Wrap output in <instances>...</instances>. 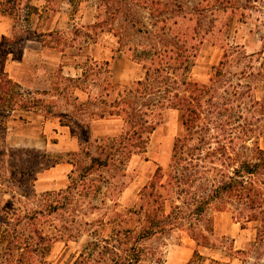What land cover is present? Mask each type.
Returning <instances> with one entry per match:
<instances>
[{
	"label": "trees",
	"instance_id": "obj_1",
	"mask_svg": "<svg viewBox=\"0 0 264 264\" xmlns=\"http://www.w3.org/2000/svg\"><path fill=\"white\" fill-rule=\"evenodd\" d=\"M24 3L1 1L0 13L19 19ZM66 33L56 29L35 36L45 46L63 52L68 46ZM28 38L15 33L0 37V171L13 167L9 178L0 173V264H50L48 255L53 244L78 238L84 230L94 234L95 241L81 253L77 264H172L147 241L185 232L198 247L214 245V225L207 213L212 207L231 209L243 228L256 223L254 240L235 249L231 239L229 250L246 264H264V148L258 142L264 129V49L253 53L239 46L226 49L213 65L209 82L180 76L196 57L187 38L183 46L179 43L157 50L151 45L144 48L142 58L134 54L133 59L143 65V76L129 86L110 81L100 92L104 105L97 115L121 119V131L95 138L97 153L88 150L89 164L73 171L66 189L43 192V201L35 208L17 199V193L27 199L37 197L34 178L29 180L28 169L17 168L9 161L12 152L5 146L9 123L17 112L53 111L45 97L48 91L26 90L2 65L9 55L22 59ZM92 63L110 65L108 60L87 59L82 63L83 76L66 79L84 80ZM113 92V98L107 100L105 96ZM73 100L80 105L91 103L80 102L78 96ZM167 109L182 113L184 131L175 139L168 166H158L140 190L139 203L115 211L112 221L101 222L112 223L110 233L101 239L94 233L96 220L76 216L69 221L66 217L55 225L49 216L75 213L78 208L74 203L86 196L85 192L89 196L100 189L96 182L111 184L134 155L147 152L151 135ZM59 117L62 125H69L75 132V120ZM104 169H115L116 173L107 178ZM8 191L11 202L4 198ZM131 216L135 217L133 226L128 225ZM204 260L196 248L192 258L181 264H205Z\"/></svg>",
	"mask_w": 264,
	"mask_h": 264
},
{
	"label": "rangeland",
	"instance_id": "obj_2",
	"mask_svg": "<svg viewBox=\"0 0 264 264\" xmlns=\"http://www.w3.org/2000/svg\"><path fill=\"white\" fill-rule=\"evenodd\" d=\"M1 1H8L10 5L19 1L25 3L19 19L0 13V37L14 33L29 35L22 59L9 55L2 65L26 90L48 91L45 97L53 110L49 114L19 111L6 132L5 146L12 152L9 161L17 168L25 167L30 171L28 179L34 178L37 193V197L30 199L17 193V199L35 208L41 205L43 192L66 189L73 171L89 164L88 150L97 153L95 138L121 131V119L97 115L100 106L104 105L100 101V92L110 81L118 80L129 86L143 76V65L133 59L134 54L142 58L144 48L150 49L151 45L157 50L179 43L183 46V39L187 38L194 46L190 48L196 57L180 76L209 82L213 65L219 62L226 49L239 46L248 53L264 49V0ZM56 29L67 31L64 36L68 46L63 52L45 46L35 36ZM87 59L108 60L110 65L92 63L93 71L89 69L87 78L77 82L67 80L66 77L83 76L82 63ZM114 95L113 92L105 97L110 100ZM75 96L80 102L89 100L91 103L80 105L73 100ZM59 115L77 122L75 132L69 125L61 124ZM183 131L182 113L167 109L151 135L145 154L134 155L124 170L117 172L118 177L111 184L96 182L100 183V189L90 192L89 196L85 192L87 195L74 203L78 211L65 215L54 213L49 218H54L55 225L66 217L69 221L76 216L96 220L94 233L100 239L107 236L112 223L101 222L108 223L113 220L115 211H125L139 203L140 190L158 166H168L175 139ZM258 142L264 148V129ZM12 168L7 166V170L0 173L9 178ZM102 173L109 178L116 170L104 169ZM111 190H115L113 195L106 197ZM10 192L4 195L8 202L12 201ZM16 206H19L18 202ZM207 213L214 225V245L198 247L185 232L156 236L147 244L157 248L172 264L185 263L192 258L196 248L205 264H246L229 247L231 239L235 249L248 246L256 237V223L250 222L243 228L231 209L212 207ZM127 219L128 225L135 224L134 216ZM93 241L95 235L85 230L78 238L56 241L48 260L50 264H77L81 253L87 251Z\"/></svg>",
	"mask_w": 264,
	"mask_h": 264
},
{
	"label": "crops",
	"instance_id": "obj_3",
	"mask_svg": "<svg viewBox=\"0 0 264 264\" xmlns=\"http://www.w3.org/2000/svg\"><path fill=\"white\" fill-rule=\"evenodd\" d=\"M8 35V34H7ZM41 42V41H40ZM42 43V42H41ZM43 44V43H42ZM79 74V73H78Z\"/></svg>",
	"mask_w": 264,
	"mask_h": 264
}]
</instances>
